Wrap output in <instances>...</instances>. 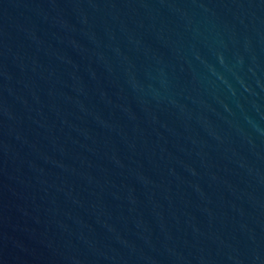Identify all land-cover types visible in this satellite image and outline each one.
<instances>
[{
  "label": "water",
  "instance_id": "95a60500",
  "mask_svg": "<svg viewBox=\"0 0 264 264\" xmlns=\"http://www.w3.org/2000/svg\"><path fill=\"white\" fill-rule=\"evenodd\" d=\"M0 264H264V0H0Z\"/></svg>",
  "mask_w": 264,
  "mask_h": 264
}]
</instances>
